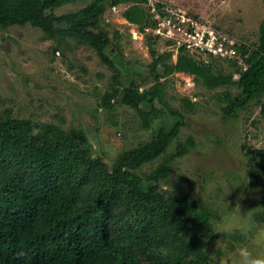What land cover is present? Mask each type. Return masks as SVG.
Here are the masks:
<instances>
[{
	"label": "rangeland",
	"instance_id": "rangeland-1",
	"mask_svg": "<svg viewBox=\"0 0 264 264\" xmlns=\"http://www.w3.org/2000/svg\"><path fill=\"white\" fill-rule=\"evenodd\" d=\"M93 1L75 0L56 9L54 14L77 12ZM154 5H161L165 12H182L199 23L210 24L227 38L236 55H203V61L211 62L215 73H234L231 85L209 89L193 75L174 73L160 79L161 102L155 99L152 105L142 104L136 110L123 105L118 97L112 100L111 108L103 107V97L113 89L123 91L137 86L145 92L153 88L156 75L163 76L161 66L152 68L149 36L158 41L155 48L159 56L164 52L170 54L168 64L177 61L181 49L176 43L156 38L152 30L143 32L138 25L129 23L123 14L130 5H108L97 30L108 32L112 39L105 54L108 62L74 37L65 24L57 25L60 30L54 38L29 24L0 30V123L28 120L35 133L47 124L61 126L111 167L125 152L138 150L156 155L136 171L144 181V189L158 184L159 192L167 200L179 193L184 195L182 209L187 210L178 212L192 223L201 213L210 226L213 217H224L226 205L218 201L217 192L232 184L237 186L225 197L229 209L237 204L241 214L255 207L264 209V177L257 187L250 184L251 176L260 174L253 152L264 150V95L248 100L231 65L237 59L243 62L242 45L253 49L264 44L262 0H146L140 7L149 13ZM115 32L120 33L118 39ZM195 58L200 60V56ZM230 105L232 110L226 113ZM179 122L183 125L178 137L164 153H159L153 138L161 130L174 129ZM77 132L84 137L78 139ZM191 140L194 146L190 145ZM179 147L184 150L178 151ZM167 159L169 177L160 180L157 170ZM247 159L246 177L242 162ZM170 177H175L173 186ZM242 182L247 183L239 185ZM253 212L257 225L264 227V212ZM253 238L254 233L247 238L237 231L215 233L207 242V253L201 261L218 264L222 256L244 244L255 247Z\"/></svg>",
	"mask_w": 264,
	"mask_h": 264
},
{
	"label": "trees",
	"instance_id": "trees-1",
	"mask_svg": "<svg viewBox=\"0 0 264 264\" xmlns=\"http://www.w3.org/2000/svg\"><path fill=\"white\" fill-rule=\"evenodd\" d=\"M73 1L0 0V30L29 24L54 38L60 30L57 25L65 24L74 37L108 62L105 54L112 39L108 32L97 31L108 5H130L123 16L143 32L152 25L150 14L140 7L146 0H94L77 12L55 16L56 9ZM119 37L115 32V38ZM157 43L149 36L152 68H163V76L156 75L153 88L145 92L137 86L123 91L115 88L103 97V107L111 108L118 97L123 105L136 110L142 104L152 105L155 99L161 102L160 79L174 73L193 75L209 89L233 83L234 73H215L202 54L185 47L177 61L168 64L170 54L159 56ZM240 51L247 69L243 70L239 59L231 65L240 77L237 84L243 95L251 100L264 95V44L253 49L242 45ZM231 110L230 105L225 111ZM261 113L264 116V104ZM182 125L179 122L169 132L161 130L153 138L159 153L175 141ZM75 135L84 137L80 132ZM189 143L194 146L192 140ZM249 153L247 150L246 155ZM253 154L260 174L252 175L250 184L257 187L264 177V150ZM155 156L129 151L111 167L61 126L47 124L35 133L28 120L0 123V264H206L201 258L215 233L203 213L192 223L178 212L184 208V195L167 200L158 184L144 189L136 171ZM168 163L169 159L157 170L160 180L169 177Z\"/></svg>",
	"mask_w": 264,
	"mask_h": 264
},
{
	"label": "built area",
	"instance_id": "built-area-1",
	"mask_svg": "<svg viewBox=\"0 0 264 264\" xmlns=\"http://www.w3.org/2000/svg\"><path fill=\"white\" fill-rule=\"evenodd\" d=\"M150 9L152 25L145 28V31L152 30L156 37L207 58L236 55L235 50L229 48L227 38L218 34L210 24L199 23L182 12H165L155 5Z\"/></svg>",
	"mask_w": 264,
	"mask_h": 264
},
{
	"label": "clouds",
	"instance_id": "clouds-1",
	"mask_svg": "<svg viewBox=\"0 0 264 264\" xmlns=\"http://www.w3.org/2000/svg\"><path fill=\"white\" fill-rule=\"evenodd\" d=\"M243 174L246 176V170L248 168V159L243 162ZM183 174V173H180ZM179 175V174H177ZM247 177V176H246ZM173 186V180L175 177H170ZM247 183V182H246ZM246 183H240L246 184ZM233 186L236 184L227 185L226 187H221L217 192V199L220 203L226 205V215L224 217H213L210 221L212 228V233H221L222 231H237L246 238L250 233H254L253 244L255 247L244 244L239 248L230 252L227 256H222L218 264H264V251H257L259 248H264V227L257 225L254 218L255 209L257 212H264V209L255 207L244 214H241L240 206L237 204L236 207L229 209L228 202L225 197L231 191ZM219 240L217 241V245Z\"/></svg>",
	"mask_w": 264,
	"mask_h": 264
}]
</instances>
